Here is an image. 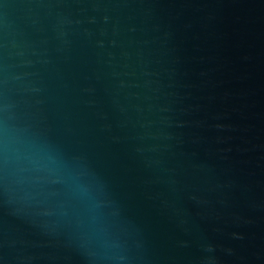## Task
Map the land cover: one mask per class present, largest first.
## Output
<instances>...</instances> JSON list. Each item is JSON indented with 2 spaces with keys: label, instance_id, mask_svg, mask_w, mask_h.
I'll return each mask as SVG.
<instances>
[{
  "label": "water",
  "instance_id": "1",
  "mask_svg": "<svg viewBox=\"0 0 264 264\" xmlns=\"http://www.w3.org/2000/svg\"><path fill=\"white\" fill-rule=\"evenodd\" d=\"M0 264H264V0H0Z\"/></svg>",
  "mask_w": 264,
  "mask_h": 264
}]
</instances>
